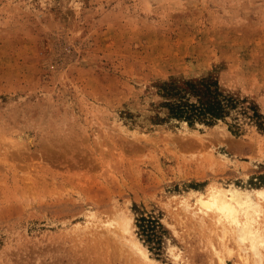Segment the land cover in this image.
Instances as JSON below:
<instances>
[{
  "label": "rangeland",
  "instance_id": "374dc122",
  "mask_svg": "<svg viewBox=\"0 0 264 264\" xmlns=\"http://www.w3.org/2000/svg\"><path fill=\"white\" fill-rule=\"evenodd\" d=\"M203 78L264 118V0H0V264H145L118 215L147 264H252L196 200L233 187L264 224V132L161 105L162 84Z\"/></svg>",
  "mask_w": 264,
  "mask_h": 264
},
{
  "label": "trees",
  "instance_id": "16d2710c",
  "mask_svg": "<svg viewBox=\"0 0 264 264\" xmlns=\"http://www.w3.org/2000/svg\"><path fill=\"white\" fill-rule=\"evenodd\" d=\"M159 90L164 99L161 105L169 119L186 122L189 126H213L218 121L230 119L228 128L235 136L242 134L246 122L264 132V118L257 105L222 92L215 80L171 81L162 84ZM138 222L140 235L158 248L162 231L159 222L144 217Z\"/></svg>",
  "mask_w": 264,
  "mask_h": 264
},
{
  "label": "bare ground",
  "instance_id": "6f19581e",
  "mask_svg": "<svg viewBox=\"0 0 264 264\" xmlns=\"http://www.w3.org/2000/svg\"><path fill=\"white\" fill-rule=\"evenodd\" d=\"M254 193L263 199L264 203V188L254 190ZM196 201L199 205L197 208L199 213L214 215L213 219L217 225L223 228V237L227 232L233 234L240 256L242 253L244 255L241 256L242 261H245L249 257L247 254L250 253L252 264H264V224L260 222L262 206L253 204L249 195L242 198V192L233 187L215 185H210L205 194H198ZM113 220L115 226L110 230L120 233L123 244L132 250L140 261L145 264L150 263L146 251L132 233L130 219L118 215ZM110 225H112L110 221L105 222L107 228ZM219 260V264H224L223 256L220 254Z\"/></svg>",
  "mask_w": 264,
  "mask_h": 264
}]
</instances>
